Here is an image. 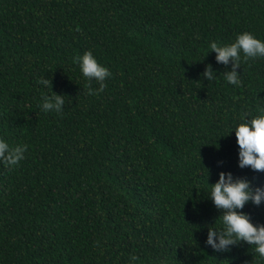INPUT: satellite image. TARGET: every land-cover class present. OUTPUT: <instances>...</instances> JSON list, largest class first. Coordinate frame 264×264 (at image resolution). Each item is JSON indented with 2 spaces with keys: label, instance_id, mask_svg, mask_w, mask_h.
Here are the masks:
<instances>
[{
  "label": "trees",
  "instance_id": "1",
  "mask_svg": "<svg viewBox=\"0 0 264 264\" xmlns=\"http://www.w3.org/2000/svg\"><path fill=\"white\" fill-rule=\"evenodd\" d=\"M242 31L264 40V0H0V138L28 146L0 163V264H264L204 243L220 171L264 185L229 132L264 107V57L234 86L209 49ZM86 50L111 72L95 94ZM242 211L264 224V201Z\"/></svg>",
  "mask_w": 264,
  "mask_h": 264
},
{
  "label": "clouds",
  "instance_id": "2",
  "mask_svg": "<svg viewBox=\"0 0 264 264\" xmlns=\"http://www.w3.org/2000/svg\"><path fill=\"white\" fill-rule=\"evenodd\" d=\"M209 49L215 53L218 63L226 66L230 64V69L223 72L224 79L234 86H239L241 79L236 69L240 67L242 59L247 61L264 57V40L249 31H242L230 43L210 42ZM73 62L89 82L94 79L99 85L96 89L89 87L88 93L95 94L104 89L105 80L111 76V72L107 66L98 62L91 51L86 50L73 57ZM203 76L207 80L216 79L211 64L205 66ZM37 83L45 88L51 87L50 79L45 77L39 78ZM64 105V95L51 91L43 96L40 108L43 112L62 113ZM233 131L238 145V167L264 171V107L259 108L258 114L251 118L243 116L242 122L236 124L229 132ZM27 147L26 144L13 146L0 138V163L7 166L18 165L25 158ZM210 185L212 187L208 197L220 210V226L207 227L204 243L214 251L224 252L243 241L253 246V250L260 257H264V224L253 223L249 214L242 211L249 202L260 205L264 201V185L253 186L251 180L235 177L231 171H220L217 180ZM136 259V256L130 257V264Z\"/></svg>",
  "mask_w": 264,
  "mask_h": 264
}]
</instances>
